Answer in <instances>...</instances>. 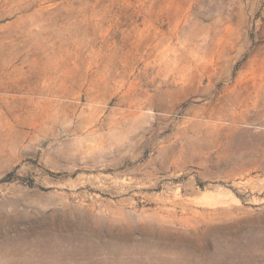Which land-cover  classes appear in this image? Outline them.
Listing matches in <instances>:
<instances>
[{
    "label": "rangeland",
    "instance_id": "rangeland-1",
    "mask_svg": "<svg viewBox=\"0 0 264 264\" xmlns=\"http://www.w3.org/2000/svg\"><path fill=\"white\" fill-rule=\"evenodd\" d=\"M0 73V264H264V0H0Z\"/></svg>",
    "mask_w": 264,
    "mask_h": 264
},
{
    "label": "bare ground",
    "instance_id": "bare-ground-1",
    "mask_svg": "<svg viewBox=\"0 0 264 264\" xmlns=\"http://www.w3.org/2000/svg\"><path fill=\"white\" fill-rule=\"evenodd\" d=\"M11 58H13V57H11ZM16 71L19 72V70H16ZM4 77L5 78H10L11 75H10V73H0V79L4 78ZM255 90H256V92H255L256 98H259L261 95L264 96V81L259 83L256 86ZM1 91H2V93L0 94V100H2V101L7 100L9 98L8 94H7L9 92L8 89L4 88ZM29 94L33 95L31 92H29ZM38 94L39 95H43V96L46 97L45 98V102L47 104L48 103L50 104V109L53 110L56 107H61L62 103L59 101V97L55 94V92H53V91H40V92H38ZM260 102L261 103H258L257 105H260L262 108H264V103L262 101H260ZM1 104L2 103H0V105ZM29 104H32V99L31 98L28 99V105ZM229 105H230V103H229ZM233 106H234V104H233ZM48 112H50L49 116H51L50 120L48 121V123H50L52 126H54L55 124H58V121H59V117H58L59 110H55V112H51V111H48ZM215 115H213V117ZM246 121H247V118L244 117V115L242 113H241V116L239 117V116L236 115V113L234 111H232V112L224 114L222 116L220 115V117H218V118L217 117L216 118H208L207 120L199 121L196 124H197V126L199 128H202V129H204L207 132V133L205 132V134L200 137V139H202L204 141H209L211 138L215 137L214 136V131H217L219 129L221 131H224L225 134L228 137V141L226 142V144H246V143H242V142H236V140H235V138L243 135V131L241 129V126ZM224 132H222L220 135L216 134V138H217L216 144H225V142H224V136H225ZM242 148H243V146H240V149H235V151H234V153H237V154L240 155V156H238V159H239V157L240 158L241 157H245V155H246V154H244V152L241 151ZM243 159H246V158H243Z\"/></svg>",
    "mask_w": 264,
    "mask_h": 264
}]
</instances>
